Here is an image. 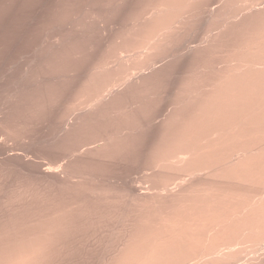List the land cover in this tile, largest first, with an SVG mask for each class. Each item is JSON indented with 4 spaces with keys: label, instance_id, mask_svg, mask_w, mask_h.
<instances>
[{
    "label": "bare ground",
    "instance_id": "obj_1",
    "mask_svg": "<svg viewBox=\"0 0 264 264\" xmlns=\"http://www.w3.org/2000/svg\"><path fill=\"white\" fill-rule=\"evenodd\" d=\"M89 13L97 57L87 26L57 27L0 97V124L46 112L65 152L1 197L0 264H264V0H133L114 36ZM133 155L146 192L106 175Z\"/></svg>",
    "mask_w": 264,
    "mask_h": 264
},
{
    "label": "rangeland",
    "instance_id": "obj_2",
    "mask_svg": "<svg viewBox=\"0 0 264 264\" xmlns=\"http://www.w3.org/2000/svg\"><path fill=\"white\" fill-rule=\"evenodd\" d=\"M111 1L112 0H0V97H5L11 74L14 73L16 77H19V75L22 73L25 60L23 55L28 49V47L31 44L33 46L37 45L46 36L52 37L58 32L57 27L62 28L61 31H63L64 35H70L72 37H75L78 35V31L71 30V26L73 24H84L85 26H87L91 31L88 36L89 42L87 45L93 48V54L95 57H97L98 53H100L101 49L104 47L105 42L104 40H102L100 34L95 31L94 27L96 26V20H94L92 13H89L90 10L101 8L108 21L112 23V36H114L120 26L126 25L128 23L127 16L129 14L133 2V0H125L123 7L115 9L114 3ZM99 2H101L102 4ZM86 7H89L90 9ZM44 18H46V21L48 23L46 26L44 25L43 21ZM91 18H93L92 21ZM11 65H14V70L12 72L9 71V67ZM76 84V81H67L66 83H64V87L66 90H69L74 88ZM60 107L61 104H57V106L55 107L58 112H60L62 110L61 108H63ZM12 109H15V106L12 107ZM4 117L5 116L3 115V118ZM9 118L10 119L7 120V123L0 124V138H3V140L0 139V167H2L0 168V188H2L0 189V200L1 197L6 196L12 190H15L14 187H19V184L20 186H34L33 188L37 186H45L46 183L39 182L40 176H38V173L41 171L39 165L44 164L47 159L59 158L60 156L63 157L65 154L62 149H54V146H50L47 144L49 141L52 140L53 128L48 121L49 117L46 112H43L37 118H33L31 120L30 126L26 129L22 128L21 126L17 127L18 125L14 121L15 118L11 115L9 116ZM13 122H15L16 124ZM6 124H11L10 126L13 127V129L18 132L19 135H25L26 140L24 141L17 137L8 138L5 134L6 132L3 131L5 129ZM136 158L137 157L133 155L128 159V161L124 165L120 167H108L106 175L127 178L128 180H138L137 185L140 186L139 188L142 190V192H146L149 183L144 180V176L147 172L144 171V169L142 170V161ZM13 167L15 168L12 169ZM1 169H4L5 172L4 170L1 171ZM22 172L25 173L23 174ZM26 172L28 173V175H30L28 176ZM6 174L8 177L6 176ZM136 176H138V179ZM8 180L9 183L7 182ZM36 182H39L38 185ZM11 184H13L14 187ZM109 185L112 184L109 183ZM2 186H4V188ZM2 191L3 195L1 194ZM5 191L7 194L4 193ZM102 251L103 248H93L92 253H90L89 255L88 250L86 248V250H84L81 255V259H77L75 264H98L101 258Z\"/></svg>",
    "mask_w": 264,
    "mask_h": 264
}]
</instances>
